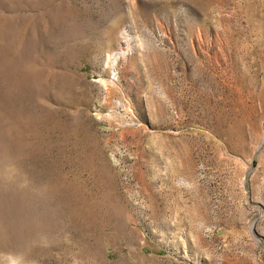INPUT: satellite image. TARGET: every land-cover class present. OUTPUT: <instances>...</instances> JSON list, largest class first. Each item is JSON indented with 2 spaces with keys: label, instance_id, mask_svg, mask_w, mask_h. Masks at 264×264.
<instances>
[{
  "label": "rangeland",
  "instance_id": "1",
  "mask_svg": "<svg viewBox=\"0 0 264 264\" xmlns=\"http://www.w3.org/2000/svg\"><path fill=\"white\" fill-rule=\"evenodd\" d=\"M0 264H264V0H0Z\"/></svg>",
  "mask_w": 264,
  "mask_h": 264
},
{
  "label": "bare ground",
  "instance_id": "2",
  "mask_svg": "<svg viewBox=\"0 0 264 264\" xmlns=\"http://www.w3.org/2000/svg\"><path fill=\"white\" fill-rule=\"evenodd\" d=\"M122 51H118V52H115L114 55H113V59H112V63L114 62L115 58L117 57V55L119 53H121ZM114 71V70H113Z\"/></svg>",
  "mask_w": 264,
  "mask_h": 264
},
{
  "label": "water",
  "instance_id": "3",
  "mask_svg": "<svg viewBox=\"0 0 264 264\" xmlns=\"http://www.w3.org/2000/svg\"><path fill=\"white\" fill-rule=\"evenodd\" d=\"M262 244V243H261ZM263 245V244H262Z\"/></svg>",
  "mask_w": 264,
  "mask_h": 264
}]
</instances>
